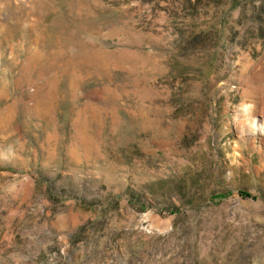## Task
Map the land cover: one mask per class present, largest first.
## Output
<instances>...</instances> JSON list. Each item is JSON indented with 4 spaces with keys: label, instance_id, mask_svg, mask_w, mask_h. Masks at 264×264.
Listing matches in <instances>:
<instances>
[{
    "label": "rangeland",
    "instance_id": "374dc122",
    "mask_svg": "<svg viewBox=\"0 0 264 264\" xmlns=\"http://www.w3.org/2000/svg\"><path fill=\"white\" fill-rule=\"evenodd\" d=\"M263 60L264 0H0V264H264Z\"/></svg>",
    "mask_w": 264,
    "mask_h": 264
},
{
    "label": "bare ground",
    "instance_id": "6f19581e",
    "mask_svg": "<svg viewBox=\"0 0 264 264\" xmlns=\"http://www.w3.org/2000/svg\"><path fill=\"white\" fill-rule=\"evenodd\" d=\"M250 67L252 69V74L250 77L246 78V82L251 86L246 94L253 105L242 104L238 118H241L240 121H243V125L246 123L248 124V128L251 129L250 133L264 135V124L258 126V123L253 119L258 104L260 105L259 109H261V114H264V62L260 63V68L258 69L257 65L254 64L250 65ZM248 128L245 130L246 132H249Z\"/></svg>",
    "mask_w": 264,
    "mask_h": 264
},
{
    "label": "trees",
    "instance_id": "16d2710c",
    "mask_svg": "<svg viewBox=\"0 0 264 264\" xmlns=\"http://www.w3.org/2000/svg\"><path fill=\"white\" fill-rule=\"evenodd\" d=\"M241 195H243V196H247L246 193H241Z\"/></svg>",
    "mask_w": 264,
    "mask_h": 264
}]
</instances>
